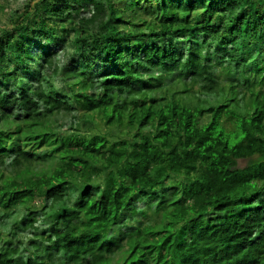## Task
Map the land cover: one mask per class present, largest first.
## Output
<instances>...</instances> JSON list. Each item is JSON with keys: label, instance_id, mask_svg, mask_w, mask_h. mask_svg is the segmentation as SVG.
<instances>
[{"label": "trees", "instance_id": "16d2710c", "mask_svg": "<svg viewBox=\"0 0 264 264\" xmlns=\"http://www.w3.org/2000/svg\"><path fill=\"white\" fill-rule=\"evenodd\" d=\"M23 4L0 264H264V0Z\"/></svg>", "mask_w": 264, "mask_h": 264}, {"label": "rangeland", "instance_id": "374dc122", "mask_svg": "<svg viewBox=\"0 0 264 264\" xmlns=\"http://www.w3.org/2000/svg\"><path fill=\"white\" fill-rule=\"evenodd\" d=\"M25 1L26 0H11L9 2V4L7 5V7H6L7 9L5 10V12H0V22L2 23L0 25L1 28L4 27V25H6V23L7 24L9 23V18L12 17V16H14V14L17 12V10L20 9L22 11L21 8L24 5L23 2H25ZM36 69H37V67H36ZM61 87H62L61 84H58L56 90L57 91L60 90ZM237 139H239V138H236V137L232 136L229 142L232 144ZM238 165H239V167H243L245 165V162L244 161H239V164Z\"/></svg>", "mask_w": 264, "mask_h": 264}]
</instances>
